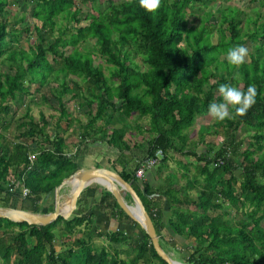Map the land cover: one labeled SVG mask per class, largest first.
<instances>
[{
	"label": "trees",
	"instance_id": "trees-1",
	"mask_svg": "<svg viewBox=\"0 0 264 264\" xmlns=\"http://www.w3.org/2000/svg\"><path fill=\"white\" fill-rule=\"evenodd\" d=\"M206 1L162 0L153 14L141 8L138 0H108L105 9L86 15L88 21L84 24L71 29L56 27L57 35L50 41L56 17L79 24L77 4H95L97 0H27L32 4L29 17L39 25H32L35 40L26 51L15 46L21 33L29 30L20 25L25 22L24 15L9 24L5 18L6 0H0V60H8L13 69L11 74L0 72V122H8L7 98L20 102L30 84L45 86L52 79L58 80L56 92L73 93L70 96L78 99V106L86 108L87 120L79 126V142H104L117 150L113 161L120 166L117 173L139 197L158 242L164 228L183 240L192 238L181 259L185 264H264V20L257 23L258 11L251 19L228 5L215 8L214 13L203 11ZM250 1L260 5L264 0ZM195 3L203 11L197 28L187 26L185 17L186 9ZM250 22L254 28L246 31ZM215 25L218 40L212 43L209 36ZM89 40L93 41L89 49H77V44ZM249 41L253 42L252 52L240 68H230L226 57L220 58L230 48ZM67 47L71 50L65 53ZM90 51L108 64L107 75ZM135 55L140 65L134 61ZM66 76L78 78L83 86L74 79L68 85ZM221 84L244 91L250 84L255 85L256 103L243 117L207 126V134L219 136L221 141L215 148L207 144L205 150L195 153L188 149V134L183 131L208 112L210 103L221 102ZM114 112L118 121L131 119L135 123L131 127L124 122L120 127L109 126ZM68 115L61 106L58 122L64 120L70 125L73 118ZM22 116L26 120L21 119L15 126L20 140H4L0 134V207H16L18 193L8 188L13 180L21 178L28 193L18 208L46 213L53 209L54 188L79 168L76 157L81 149L77 146L73 154H67L62 135L54 131L49 138L44 132L46 121L42 116L33 121L28 109ZM143 117L147 122L141 127L137 121ZM132 128L145 134L143 141L129 148L123 136ZM35 134L48 144L36 150L29 163L25 140ZM156 149L161 150L162 157L153 167L152 177L163 169L165 174L152 187L146 180L137 179L134 171ZM123 151L130 152L131 157ZM184 156L196 161L197 165L192 164L196 175L178 184L176 175L165 169L172 158L182 169L180 176L186 177L191 163L181 162L179 157ZM234 170L239 173L235 175ZM197 182L198 187H194ZM86 198L94 202V209L125 225L104 234L95 233L110 248L126 245L131 239L126 226L137 232L134 236L138 240L134 239L132 254L125 260H120L115 250L110 253L107 245L94 249L83 234L71 238L75 228L93 222L90 214L81 215ZM163 201L169 213L165 223L161 221ZM227 207L239 213V219L229 225L224 220ZM58 223L63 225L62 231L55 235ZM56 238L58 251L53 244ZM167 243L173 244V238ZM138 263L166 264L155 254L139 225L118 207L105 188L94 184L82 189L75 209L66 219L57 217L46 225H27L0 218V264Z\"/></svg>",
	"mask_w": 264,
	"mask_h": 264
},
{
	"label": "rangeland",
	"instance_id": "rangeland-1",
	"mask_svg": "<svg viewBox=\"0 0 264 264\" xmlns=\"http://www.w3.org/2000/svg\"><path fill=\"white\" fill-rule=\"evenodd\" d=\"M107 1L108 0H97L95 4H90L88 2L84 4L78 3L77 5L80 9V12L76 17L80 19L79 24H74L69 18L64 19L61 17H56L55 18V21H56L55 29L52 32V36L49 37V40L51 41L52 38H54V36L57 35L56 27L58 29L62 27L64 28L67 27L68 29H71V26L73 25L77 26V25L84 24L85 22L88 21V20H85L84 17L88 14L96 15L97 11H102L103 9H105V6L108 5ZM115 1H120V0H115ZM226 5L236 7L237 10L243 13V17H246L245 15H248L251 17V19H254L256 17L255 13L256 11H258L259 18H257V23H259L261 20H264V1L262 2V4L259 5L258 1L251 2L250 0H228L226 3L221 2L220 0H213V1L208 0L206 1V3L201 9H203V11H210L214 13L215 8L225 7ZM31 7H32V4L30 2H27V0H6L5 8L7 9V12H5V18L7 19V22L9 24L13 21L14 18H17L20 15H24L25 17V22L21 23L20 25L22 27L27 26L29 30L27 32L21 33V35L19 36L18 42L15 43V46L24 48L26 51H28L29 49L28 47L31 46L35 40L32 25H39L38 21L30 19L29 17ZM199 7L201 6L195 3L194 5H190L189 8L186 9L185 17L187 20V26H193L194 28H197L199 26L201 15L203 13V11L199 9ZM217 27H218L217 25L214 26L209 36V39L211 40L212 43H215L218 40ZM253 28H254V25L250 22L246 28V31L252 30ZM224 34L227 36L228 31L224 30ZM92 42H93L92 40H89L86 42H80L79 44H77V49L78 50H82L85 48L89 49L90 45L93 44ZM252 43L253 42L249 41V42H246V44L244 45L249 49V54L252 52V47H251ZM70 50L71 49L69 47L65 48V53H68ZM90 53L94 61L100 64L101 70L103 71V73L107 75L108 74V69H107L108 64H106L101 59V57H98V54L93 53L91 51ZM223 57H226V56L221 54L220 58H223ZM49 58L50 57L48 56V59ZM133 59L139 65L141 64L140 58L137 55L133 56ZM10 65L11 64L8 60L1 59L0 60V72L11 74L13 69H11ZM140 68H142V66H140ZM59 78L61 79V75ZM70 79L72 80L74 79V81H77L78 84L83 86V83L79 81L78 78H75L73 76L65 77V80L68 83V85H70L69 83ZM48 82L49 84L45 86L44 85L38 86L37 84H30L28 93L24 94L20 102L12 101L8 98L6 99L5 104L8 105L9 107V114H7L5 120L8 122L7 123L0 122V134L2 135L4 140L15 141V142L20 140L19 136L17 135L18 131L15 126L21 119L26 120V118H23L22 115L25 112V110L28 109V113L32 117L33 121H37L39 116H42V118L45 119L46 125H45L44 132L49 138L53 136L54 131H57L60 135L64 134V136H66L64 140L65 149L67 147L68 150H74L73 144L81 143L79 142V139H80V135H79L80 127L79 126L83 125L87 120L86 108H81L78 106L77 104L78 99L76 100L70 96L73 93H64L62 95L58 94L56 92V90L58 89L57 87L58 80L52 79ZM59 103H61L62 108L69 114L67 118H70V117L73 118L72 122L70 121L71 123L70 125H66L65 124L66 122H64V120L58 122V116H59V111L61 107L58 105ZM214 121L215 120H213L209 116L208 112H206L200 117H197L195 121L193 122V124L183 131L188 134V149L193 150L195 153H199L200 151L205 150V148L207 147V144H211L214 148L219 145L221 141V137L212 135V134H207L208 128H209V127L207 128V126H209ZM123 122L128 127H131V125L135 123L131 119L130 120L126 119ZM123 122L117 120V114L114 112L112 123L109 126L120 127V124ZM137 122L139 125H141V127H144L146 126L147 119L143 117L141 119H138ZM98 123L101 124L102 122L98 121ZM200 129H202L201 134L203 133L204 136L200 135ZM109 132L110 131H107V133ZM140 133L137 130H134V128L125 132L123 136L124 137L123 140L125 144L127 145L128 143H131V141H136L138 143L143 141L144 139H143L142 134L144 135L145 133H143V131L141 134ZM238 134H240V137H242L241 135H243L242 131H240ZM69 136L71 137V139H69ZM138 137H141V138L138 140ZM201 137H203V142H200ZM25 142L27 143V146H28L29 155L36 153L35 151L39 150L40 148L47 147V144H48L37 134L33 135L30 138H27ZM87 142L88 144H92L89 142V139L87 140ZM82 143L84 144V141ZM245 143L246 142L242 143V147L245 146ZM97 150L98 149H96L95 151ZM116 154H117V150L112 147H109L108 145L106 149L103 151V155H105L107 160L113 158ZM170 159L167 162V169H165V171L173 172L176 175V178L178 179V184H183L187 178L188 179L191 178L192 174L196 175L194 166H192V164L197 165L194 158L187 157V156L179 157L181 162L183 161L185 164L191 163L190 166H188L186 177L180 176V173L182 171L181 167H179L172 158ZM107 168L109 169V167ZM162 171H164V169ZM233 173L237 175L239 171L234 170ZM152 178L153 177H151V179ZM199 180L200 179H198V181ZM198 185L199 183L197 182V185L194 187H198ZM69 189H70V185L68 183L59 190V193L63 194V197H64V194L68 193ZM192 191L194 192V190ZM63 197L61 200H64ZM53 198L54 197H52L51 200ZM20 203H21V199L18 198L15 201L16 207L14 208H18L20 206ZM218 211L219 210H216V212ZM227 211H228L227 212L228 214L224 218L225 222L228 225L235 223L239 219V215H238L239 213L230 207H227ZM109 223L110 222L106 220L104 217L102 221L100 222L94 221L91 224H88L86 226H85V223H82L80 226L75 228V230L72 232L71 238L73 239L79 236L80 234H83V237H89L90 245L94 249H99L102 245L106 247V245L108 246V243L105 241V239L103 237H97L95 233L97 232V233L104 234L107 231H112V230L122 228V226H119L117 223H115L114 225H109ZM62 226L63 225L61 223L56 224V226L54 227L55 235H57L58 233L62 231ZM76 229H78V232L76 231ZM126 229H125L126 233H131V236H130L131 239H128V241H126V245H123V243H121L119 245L114 244L112 245L111 248L110 246H108V250L110 253L113 252V250L117 251L118 258L120 260H125L127 256H130L132 254V246L135 243L134 239L138 240V238L134 236L137 232L131 226L130 227L127 226ZM82 231L84 232L81 233ZM165 231H167L168 233L167 228H165ZM192 240H193L192 238L183 240L174 235L173 244L169 245L168 243L163 242V240H160L159 244L161 248L165 250L172 259L182 262L181 259L183 258L184 255H186L187 245ZM58 241L59 240H57L56 238V240L53 242L54 249L56 251L60 250V244L58 243ZM138 264H141V263H138Z\"/></svg>",
	"mask_w": 264,
	"mask_h": 264
},
{
	"label": "water",
	"instance_id": "water-1",
	"mask_svg": "<svg viewBox=\"0 0 264 264\" xmlns=\"http://www.w3.org/2000/svg\"><path fill=\"white\" fill-rule=\"evenodd\" d=\"M73 178L76 179V184L68 191L69 193L64 194V196L68 198L67 208L64 211H61L60 204L63 194L59 193V190L64 185L71 182ZM99 179L105 180L108 183V187H103L111 194L118 207L132 221L136 222L146 234L155 254L166 264H177V260L172 259L170 255L161 248L152 221L130 183L124 181L117 172L108 168H78L73 173L63 178L54 188L53 209L49 212H31L20 208L0 207V218L16 223L25 222L27 225H46L54 221L57 217L66 219L75 209L77 197L84 187L89 185L91 182L102 186V184L98 181ZM120 190H124L129 195L131 203L124 201L120 195ZM132 208L137 210L141 219L132 212ZM180 264L185 263L180 262Z\"/></svg>",
	"mask_w": 264,
	"mask_h": 264
},
{
	"label": "clouds",
	"instance_id": "clouds-1",
	"mask_svg": "<svg viewBox=\"0 0 264 264\" xmlns=\"http://www.w3.org/2000/svg\"><path fill=\"white\" fill-rule=\"evenodd\" d=\"M138 2L141 8L153 14L160 9L162 4V0H138ZM248 57L249 49L246 46L237 45L227 51V65L238 69L247 62ZM218 93L222 98L221 102H212L208 106L209 116L218 123L245 116L256 103L258 95L255 85L252 84L247 87L246 91L232 84H221ZM177 264L180 262L177 261Z\"/></svg>",
	"mask_w": 264,
	"mask_h": 264
},
{
	"label": "crops",
	"instance_id": "crops-1",
	"mask_svg": "<svg viewBox=\"0 0 264 264\" xmlns=\"http://www.w3.org/2000/svg\"><path fill=\"white\" fill-rule=\"evenodd\" d=\"M62 137L65 140L66 136H64V134H62ZM140 138L141 137H138V140ZM69 139H71L70 136H69ZM136 140H137V138H136ZM137 143L138 142H136V141H131V143H128L127 146H129V148H130V147H132V145H135ZM97 144L99 145V147H98ZM73 145H74V150H68V148L66 147L65 151L67 152V154H73L75 152V149H76L77 146H78L79 149H81L80 152H79V155L76 157V159L78 161V164H79V168H91V167H106L107 168V167H109V169L112 168L111 170H113L115 172H118L120 170V166L113 163V161L116 159V155L113 158L108 159V160L105 157V155H103V151L107 147V145L105 143L99 142V143L88 144L87 139H86V140H84V144L81 142L80 144L76 143V144H73ZM95 145H97V146H95ZM94 149L95 150L98 149V150L95 151ZM123 153L127 157H131L130 152L123 151ZM153 172H154V168L152 167V168H150V169H148V170H146L144 172L142 178H137V179L146 180L149 184H151L152 187H154L161 181V179L163 178L165 173H164V171H161V172H159V174L154 175L153 178L151 179V177H152L151 175H152ZM91 184L97 185L99 187H103L104 186V185L101 186V185H99L97 183H94V182H91L89 185H91ZM71 187L72 186L70 185V189H71ZM119 192H120L121 197L124 199V201H126L127 203H131L129 195L124 190H120ZM98 196H99V191H97L95 193V199H94L95 201H97ZM153 196H155V195L153 194ZM53 197H54V195H53ZM53 201H54V198H53ZM93 205H94V202H92L91 199L86 198L85 206H81V209H82V212H83L81 215L90 214L89 219L93 220V222L94 221L100 222V221L103 220V217H104L106 220H108L110 222L109 225H114L115 223H117V221L115 219L109 218L106 215V213L104 215L103 212H100V211L94 209ZM162 210H163V213H162V216H161V221L165 223L169 213L167 211L166 205L164 204V201H163V205H162ZM166 214H167V216H166ZM118 225L122 226V228L125 227V225H123V224H118ZM171 235L172 234L169 231L167 233V231H165V228H164V230L161 233V238L160 239H162L165 243H167L168 238H173V236H174V235H172V236ZM170 252H171V250H170Z\"/></svg>",
	"mask_w": 264,
	"mask_h": 264
},
{
	"label": "built area",
	"instance_id": "built-area-1",
	"mask_svg": "<svg viewBox=\"0 0 264 264\" xmlns=\"http://www.w3.org/2000/svg\"><path fill=\"white\" fill-rule=\"evenodd\" d=\"M34 154L28 155L27 159L29 160V163H31L33 159ZM160 157V158H158ZM162 157V152L160 149H156L152 155L146 156L142 159V161L139 162V165L134 171V176L136 178H142L143 174L146 170L154 167L159 160ZM29 168V166H28ZM14 181V180H13ZM11 182L8 191L10 192H16L18 193L19 198H23L27 195L28 190L27 188L23 185L21 178L18 181Z\"/></svg>",
	"mask_w": 264,
	"mask_h": 264
},
{
	"label": "bare ground",
	"instance_id": "bare-ground-1",
	"mask_svg": "<svg viewBox=\"0 0 264 264\" xmlns=\"http://www.w3.org/2000/svg\"><path fill=\"white\" fill-rule=\"evenodd\" d=\"M98 181H99L102 185H104L105 187H108V183H107L105 180H101V179H99ZM75 184H76V179L73 178V179L71 180V182H69V185H71L72 187H74ZM72 187H71V188H72ZM68 193H69V192H68ZM63 198H64V200H62V201H61V204H60V210H61V211H64V210H66V208H67V201H68V198H67V197H63ZM132 212H133L138 218L141 219V217H140L139 213L137 212V210H135L134 208H132Z\"/></svg>",
	"mask_w": 264,
	"mask_h": 264
}]
</instances>
